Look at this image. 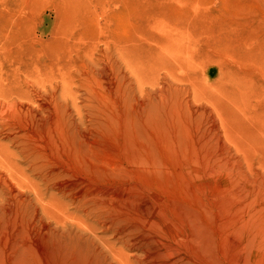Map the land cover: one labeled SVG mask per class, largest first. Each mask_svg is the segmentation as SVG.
<instances>
[{"label":"rangeland","instance_id":"obj_1","mask_svg":"<svg viewBox=\"0 0 264 264\" xmlns=\"http://www.w3.org/2000/svg\"><path fill=\"white\" fill-rule=\"evenodd\" d=\"M0 264H264V0H0Z\"/></svg>","mask_w":264,"mask_h":264}]
</instances>
